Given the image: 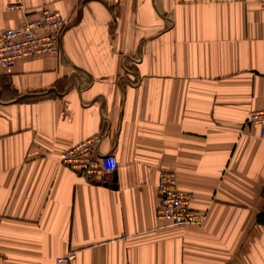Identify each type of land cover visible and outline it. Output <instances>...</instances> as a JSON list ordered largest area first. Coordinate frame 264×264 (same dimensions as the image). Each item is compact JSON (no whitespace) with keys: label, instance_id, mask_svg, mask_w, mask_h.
Here are the masks:
<instances>
[{"label":"crops","instance_id":"0c3cea01","mask_svg":"<svg viewBox=\"0 0 264 264\" xmlns=\"http://www.w3.org/2000/svg\"><path fill=\"white\" fill-rule=\"evenodd\" d=\"M44 7L59 51L0 67V264H264V125H245L264 103L260 1L0 0V32ZM94 135L109 186L60 160ZM163 170L204 223L160 226Z\"/></svg>","mask_w":264,"mask_h":264},{"label":"built area","instance_id":"2783aa9c","mask_svg":"<svg viewBox=\"0 0 264 264\" xmlns=\"http://www.w3.org/2000/svg\"><path fill=\"white\" fill-rule=\"evenodd\" d=\"M264 8V0H259ZM18 7L10 5L9 8ZM65 19L57 10L41 8L38 16L26 19L15 27L0 32V67L7 68L16 61L59 51ZM245 125H264V103L261 108L251 110ZM100 135H94L70 145L61 153V163L77 176L89 183L109 186L117 168L113 153H100ZM156 192L158 196L157 218L161 227L204 223L207 213L192 206L193 193L178 186L175 173L160 172ZM73 257L68 253L57 259L67 262Z\"/></svg>","mask_w":264,"mask_h":264},{"label":"water","instance_id":"95a60500","mask_svg":"<svg viewBox=\"0 0 264 264\" xmlns=\"http://www.w3.org/2000/svg\"><path fill=\"white\" fill-rule=\"evenodd\" d=\"M112 181H114V182L116 181V173H114Z\"/></svg>","mask_w":264,"mask_h":264},{"label":"rangeland","instance_id":"374dc122","mask_svg":"<svg viewBox=\"0 0 264 264\" xmlns=\"http://www.w3.org/2000/svg\"><path fill=\"white\" fill-rule=\"evenodd\" d=\"M161 172V171H160ZM174 172V171H173ZM175 173V172H174ZM160 174V173H159ZM175 176H176V173H175ZM158 177H159V175H158ZM176 180H177V176H176ZM178 183V182H177ZM179 186V185H178ZM180 187V186H179ZM181 188V187H180Z\"/></svg>","mask_w":264,"mask_h":264}]
</instances>
